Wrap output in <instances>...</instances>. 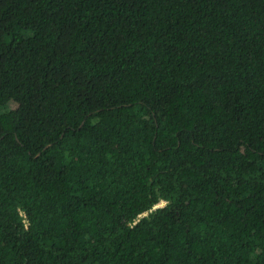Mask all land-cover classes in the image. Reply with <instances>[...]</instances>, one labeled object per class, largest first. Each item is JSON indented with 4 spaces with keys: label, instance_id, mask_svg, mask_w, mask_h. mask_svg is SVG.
<instances>
[{
    "label": "trees",
    "instance_id": "1",
    "mask_svg": "<svg viewBox=\"0 0 264 264\" xmlns=\"http://www.w3.org/2000/svg\"><path fill=\"white\" fill-rule=\"evenodd\" d=\"M0 264H264V0H0Z\"/></svg>",
    "mask_w": 264,
    "mask_h": 264
},
{
    "label": "rangeland",
    "instance_id": "2",
    "mask_svg": "<svg viewBox=\"0 0 264 264\" xmlns=\"http://www.w3.org/2000/svg\"><path fill=\"white\" fill-rule=\"evenodd\" d=\"M163 204H164V202L161 201V202H160L159 204H157V205H158V206H161V205H163Z\"/></svg>",
    "mask_w": 264,
    "mask_h": 264
}]
</instances>
